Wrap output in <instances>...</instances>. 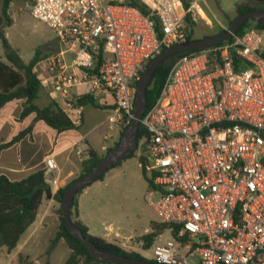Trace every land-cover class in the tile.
I'll list each match as a JSON object with an SVG mask.
<instances>
[{
  "label": "built area",
  "instance_id": "built-area-1",
  "mask_svg": "<svg viewBox=\"0 0 264 264\" xmlns=\"http://www.w3.org/2000/svg\"><path fill=\"white\" fill-rule=\"evenodd\" d=\"M30 0L60 50L33 72L76 126L83 96L111 99V128L134 117L136 83L164 49L186 43L201 0ZM206 14V13H205ZM160 25L159 36L156 20ZM205 20V18H203ZM205 21H208L207 19ZM147 201L167 225L149 249L156 264H264V56L254 26L179 57L143 116ZM89 156L84 138L75 143ZM44 180L60 188L53 156ZM167 233L168 237L161 240ZM125 248V247H123Z\"/></svg>",
  "mask_w": 264,
  "mask_h": 264
},
{
  "label": "rangeland",
  "instance_id": "rangeland-1",
  "mask_svg": "<svg viewBox=\"0 0 264 264\" xmlns=\"http://www.w3.org/2000/svg\"><path fill=\"white\" fill-rule=\"evenodd\" d=\"M249 4H252L258 10H264V3ZM29 5L30 0H13L9 10L11 24L9 26L5 25L2 29L12 47L19 51L25 63L30 62L36 52L45 57H50L57 54L60 50L54 30L47 24L34 18L30 13ZM200 5L206 10L204 3H200ZM234 14L236 15L237 13L234 12ZM205 20L197 18V21H193L194 25H185L193 40H201L216 35L221 30L228 29L232 18L230 16H223L220 22L211 18H208V21ZM255 22L252 20L249 24L254 25ZM260 36L261 52L264 54V31H260ZM47 100L50 101V98ZM102 101H105L107 104L105 105L103 102L96 101L95 105L89 104L86 107V113L91 117L84 129L85 132L90 130L88 135H86V139L95 150L100 151L103 146L106 147L100 152L102 156L106 157L109 148L113 149L118 144H122L124 137L121 138V132L125 131L127 124H125V120L121 119L117 122V125L114 124L111 128L109 120L113 114L111 99L104 96ZM47 102L37 101V104L43 107L44 103L48 104ZM7 112L9 110L4 111L3 115L7 116ZM41 124L44 129L47 128L49 130L50 135L46 134L44 137L41 130L39 133L36 131L37 136L35 139L37 141L44 140V145L47 146L46 150L51 148V146L53 147L56 142L58 144L60 141H64L65 138L71 137L75 139L82 136L78 131H70L67 134L59 135L44 122H41ZM74 148L76 149L77 147ZM50 154L48 152L47 156ZM66 155V153H62L56 157L57 162L63 167L62 179L65 185L78 179L84 173L83 162L87 159L84 154L76 155L75 158L71 155L73 163H65ZM141 155H143V150H141L139 145L138 150L129 158L121 161L117 166L110 168L102 180L96 181L83 189L78 194L77 202H79V209L83 220L90 227L92 235H103L104 238L102 239L106 242L113 243L126 252L138 253L147 260H150L151 251L149 249L158 241L159 234L154 237L151 243L152 246L150 245L151 247L148 246V241L144 240L143 237L154 231L158 232L152 223L158 224L159 217L147 201L146 196L149 184L139 162ZM42 167L43 165L41 164L36 170L42 169ZM55 202L57 207L54 210L55 219L48 220L45 226L46 229H43L41 234L33 240L32 244L34 245L31 244L32 258L21 256L13 259L9 264H65L71 251L64 240L58 242L52 254H47L50 243L56 236L60 226L58 210L61 207V203L56 200ZM71 211L73 218L77 220L76 208L71 209ZM31 230L32 228L25 233L23 239L29 235ZM167 237L168 234L165 233L161 240ZM79 264H83V259H80Z\"/></svg>",
  "mask_w": 264,
  "mask_h": 264
},
{
  "label": "trees",
  "instance_id": "trees-1",
  "mask_svg": "<svg viewBox=\"0 0 264 264\" xmlns=\"http://www.w3.org/2000/svg\"><path fill=\"white\" fill-rule=\"evenodd\" d=\"M127 1L129 4L139 8L143 13L147 14V10L145 9V7L137 0ZM181 1H183L184 4L188 6L190 0ZM255 1L258 4L264 3V0ZM12 2L13 0H0V49L3 52V55H0V109L11 101L19 100L23 102V109L19 117L20 119H24L31 114H35L36 121H43L47 126L54 129L58 133L77 129L78 127H76L71 122V120L63 112L61 106L54 100H50L48 104L43 107H40L37 104V101L40 98L41 90L43 88V82L39 79L38 75L33 72V69L36 63L39 61L40 54L39 52H36L30 62L25 63L19 55L18 51L12 47V45L7 39V36L2 30L5 25L9 26L11 24L9 10ZM255 9L257 8L252 5L241 4L237 6L236 13L237 15H242L248 10ZM234 19L230 21V24ZM155 20L157 26L156 29L160 36V25L156 18ZM249 22L251 21H247L246 23H244L235 35L238 36L244 34L248 27L252 26L249 24ZM185 23L187 26L194 25L193 20L190 16L186 17ZM253 26L259 32L264 31V27H262L258 22H255ZM222 31L224 30H221L220 32ZM232 38L233 36L220 41L216 45H221L225 42L231 41ZM191 41L194 40L191 36H189L187 39V43ZM195 51L198 50L180 51L177 54L168 57L162 65L156 68L153 79L149 83L146 90V109L144 115L148 112V110L158 98L166 80V77L168 76V73L172 68L173 64L176 62V60L183 55ZM137 85L138 83H136V86ZM79 103L82 105H95V101L89 96L81 97L79 99ZM130 123L125 126V129L130 125ZM31 131L32 126H29L25 130L21 131L10 141L1 144L0 151L20 142L28 134H30ZM123 137L124 131L121 132V138ZM147 139L148 131L144 127V125L140 123L136 135L137 147L135 151L138 150L140 145L141 150H143L144 152L147 145ZM118 146L119 144L116 147ZM116 147H113V149ZM110 150H112V148H109L108 152ZM133 153H131L127 158H129ZM104 158L105 156L100 155L90 147L89 156L83 162L84 173L80 175V177L91 172ZM139 162L143 170L144 176L148 181L149 189L153 186V183L152 179L148 176L146 162L143 155L139 157ZM119 163H117L115 166H117ZM104 176L105 173L96 181L102 180ZM72 182L68 183L63 188L58 189V191L53 195V198L59 203H61L64 192ZM82 190L78 191V193L74 197L72 209L77 207V197L78 194L82 192ZM51 197L52 190L51 187L44 180L43 168L35 170L27 177L21 180H11L5 174L0 175V248L5 247L6 250L9 252L14 250L17 247L21 237L28 229V227L33 224V222L36 220L40 206L44 203V201ZM58 214L60 226L56 236L54 237V239H52L50 246L47 250L48 255L52 254L60 240H64V242L71 251V254L66 260L65 264H79L80 259H83V264H113L110 261H104L92 257L86 247L79 241V239L72 235L66 228L61 208L58 210ZM71 219L73 223L80 228L84 236L87 237L100 250L113 254L123 255L133 259H140L152 262L151 260H147L138 253L126 252L121 247L113 243L106 242L104 239L98 236L90 234L88 227L82 221L78 219L75 220L73 218L72 211ZM152 225L157 229L158 232L154 231L153 233L147 234L143 237L144 240L148 241L149 247L152 246L151 243L154 240V237L158 234H161L159 232H164L167 228V225L165 224H157L154 222L152 223Z\"/></svg>",
  "mask_w": 264,
  "mask_h": 264
},
{
  "label": "crops",
  "instance_id": "crops-1",
  "mask_svg": "<svg viewBox=\"0 0 264 264\" xmlns=\"http://www.w3.org/2000/svg\"><path fill=\"white\" fill-rule=\"evenodd\" d=\"M201 3L205 4L206 10L205 13L208 18L214 19L216 21L220 22L221 17L223 16H230L232 19L236 17V15L233 13L236 12V8L238 5L241 4H249V3H256L255 0H201ZM213 3V5H212ZM233 3V4H232ZM252 5V4H249ZM207 25V23H205ZM19 53V51H18ZM0 55H3L2 50L0 49ZM20 55V53H19ZM48 57H45L43 55H40V59H45ZM43 82V81H42ZM50 91V85L45 82H43V88L40 93V98L38 101H44L47 102ZM51 100V98H50ZM96 102V101H95ZM48 103V102H47ZM101 104V103H99ZM46 104L44 103V106ZM89 104L84 105V113H83V122L80 127H78L75 130H69L60 134H67L70 131H78L82 134L81 137L72 139L71 137L65 138L64 141H60V143L54 144L53 147L46 150L47 146L44 145L43 141H37L35 137L37 136V133L41 130L44 134V137L46 134L50 135V132L47 128L44 129L42 127L43 125L41 122L43 121H36L35 120V114H31L28 117L24 119H20V114L23 109V102L19 100L11 101L7 103L4 107L0 109V145L3 143H6L10 141L14 136H16L21 131L25 130L29 126H32V131L30 134H28L24 139H22L20 142L10 146L9 148H5L0 151V175L5 174L7 175L11 180H21L25 177H27L29 174L34 172L39 165H44V161L47 157L53 156L58 168V175L60 179V188L64 187V180L62 179V165L59 164L56 160L57 155L66 153L65 157V163H73L71 155L75 158V156H79L80 149L75 147V143L81 139L84 138L86 144L88 147L94 149L91 144L86 139V135H88V132H85L84 127L86 126L87 122L90 121L89 114L86 113V107ZM99 106V105H98ZM100 107V106H99ZM10 108V109H9ZM9 110L7 112V116L3 115V112ZM94 111V109H92ZM3 116V118H2ZM18 124V126H16ZM43 128V129H42ZM54 130V129H53ZM83 131V132H82ZM116 134V133H115ZM58 138V135H57ZM106 147L103 146L101 150H95L97 153L101 155L100 152L104 150ZM51 153L47 156V153ZM64 184V185H63ZM67 185V184H66ZM59 188V189H60ZM52 197L48 198L44 203L40 206L36 220L31 224L26 232L32 228L29 235L23 239V236L21 237L17 247L12 251H7L5 247L0 248V264H9L13 259H16L18 257L23 256L24 258H32L33 252H32V244L33 240L41 234V231L43 229H46V222L48 220H54L55 219V211L57 209L55 199L53 198V195L58 191V189L52 188ZM77 212V219L82 221L89 229V232L91 234L90 227L84 222L82 214L79 209V202L76 207ZM99 236L101 238H104L103 235H94ZM32 244V245H31ZM16 250V251H15Z\"/></svg>",
  "mask_w": 264,
  "mask_h": 264
},
{
  "label": "water",
  "instance_id": "water-1",
  "mask_svg": "<svg viewBox=\"0 0 264 264\" xmlns=\"http://www.w3.org/2000/svg\"><path fill=\"white\" fill-rule=\"evenodd\" d=\"M252 20L258 22L262 27H264V10H248L242 15H237V17L231 22L228 29L201 40L176 44L160 52L147 65L137 85L136 99L134 104V117L130 125L124 131V139L122 144L110 150L107 156L91 172L73 181L64 192L61 200L60 208L66 228L72 235L79 239V241L86 247L92 257L104 261H110L115 264H156L145 260L133 259L123 255L105 252L97 248L87 237L84 236L80 228L77 227L71 219V209L74 197L78 191L94 183L110 168L125 160L131 153L135 151L137 147V131L146 109V90L149 83L153 79L154 72L157 67L162 65L168 57L175 55L180 51L199 50L214 46L220 41L234 36L244 23Z\"/></svg>",
  "mask_w": 264,
  "mask_h": 264
},
{
  "label": "bare ground",
  "instance_id": "bare-ground-1",
  "mask_svg": "<svg viewBox=\"0 0 264 264\" xmlns=\"http://www.w3.org/2000/svg\"><path fill=\"white\" fill-rule=\"evenodd\" d=\"M199 13H200V15H201L203 18L208 19V18H207V15L205 14V12H204L201 8L199 9Z\"/></svg>",
  "mask_w": 264,
  "mask_h": 264
}]
</instances>
